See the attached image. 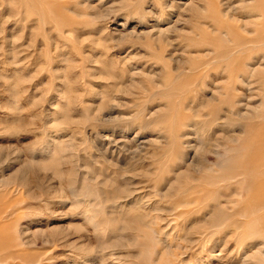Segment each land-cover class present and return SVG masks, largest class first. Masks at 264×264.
<instances>
[{
	"label": "rangeland",
	"instance_id": "374dc122",
	"mask_svg": "<svg viewBox=\"0 0 264 264\" xmlns=\"http://www.w3.org/2000/svg\"><path fill=\"white\" fill-rule=\"evenodd\" d=\"M229 4L0 0V264H264V15Z\"/></svg>",
	"mask_w": 264,
	"mask_h": 264
},
{
	"label": "bare ground",
	"instance_id": "6f19581e",
	"mask_svg": "<svg viewBox=\"0 0 264 264\" xmlns=\"http://www.w3.org/2000/svg\"><path fill=\"white\" fill-rule=\"evenodd\" d=\"M206 1V3H211V5H212V3H214V2H219L220 3V5H223V4H225V6H224V10L222 11V13H221V15H224V16H226V17H232V13L234 12V10L232 11V9H233V7L234 6H231L230 4H229V2H230V0H205ZM253 1V4H252V9L254 10V11H262L263 12V15H264V0H252ZM241 2V1H240ZM257 2H259V4L262 6V8L260 7V6H258L257 5ZM187 4H189V5H191L192 4V6H195L196 4L193 2V1H190V3H185L184 2V4L183 5H187ZM233 4H234V2H233ZM247 4H248V2H247ZM246 3H245V5H247ZM235 5V4H234ZM242 5V4H241ZM248 6V5H247ZM246 6V7H247ZM195 7H197V6H195ZM243 8L245 7L244 5L242 6ZM234 8H236V7H234ZM238 8V7H237ZM236 8V9H237ZM202 10V9H201ZM231 11H232V13H231ZM231 13V14H230ZM250 22H246V24H249ZM164 33V32H163ZM256 42L258 43V44H260V45H264V35H263V33H261L260 31L259 32H256ZM251 72H254L255 70H250ZM248 84V83H247ZM239 104V103H238ZM245 104V103H244ZM247 104V103H246ZM241 106V105H240ZM254 110V109H253ZM240 113V112H239ZM244 113V112H243ZM246 115V114H245ZM247 115H249V114H247ZM243 165H241V167H242ZM248 166V165H247ZM244 169V168H243ZM245 171H247V170H245ZM261 178V177H260ZM250 206H251V208L250 209H252V210H255V211H260V210H262V209H264V198H262L261 197V199H258L257 197L256 198H254V200H253V202L250 204ZM247 212V211H246ZM264 220V219H263Z\"/></svg>",
	"mask_w": 264,
	"mask_h": 264
}]
</instances>
